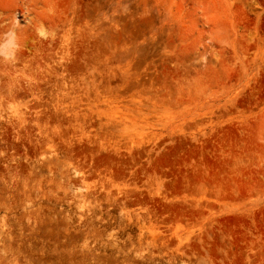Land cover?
Listing matches in <instances>:
<instances>
[{
  "label": "rangeland",
  "instance_id": "rangeland-1",
  "mask_svg": "<svg viewBox=\"0 0 264 264\" xmlns=\"http://www.w3.org/2000/svg\"><path fill=\"white\" fill-rule=\"evenodd\" d=\"M9 33L0 264H264V0H0Z\"/></svg>",
  "mask_w": 264,
  "mask_h": 264
},
{
  "label": "clouds",
  "instance_id": "clouds-1",
  "mask_svg": "<svg viewBox=\"0 0 264 264\" xmlns=\"http://www.w3.org/2000/svg\"><path fill=\"white\" fill-rule=\"evenodd\" d=\"M13 34L9 33L7 39L5 40L3 45H0V50H3L5 54H10L11 46L13 44Z\"/></svg>",
  "mask_w": 264,
  "mask_h": 264
},
{
  "label": "bare ground",
  "instance_id": "bare-ground-1",
  "mask_svg": "<svg viewBox=\"0 0 264 264\" xmlns=\"http://www.w3.org/2000/svg\"><path fill=\"white\" fill-rule=\"evenodd\" d=\"M141 227H142V225H141ZM143 229H144V227H143ZM142 231V230H141ZM143 233V232H142ZM142 233H140V235H143ZM140 239H141V237H140ZM143 253V252H142Z\"/></svg>",
  "mask_w": 264,
  "mask_h": 264
}]
</instances>
